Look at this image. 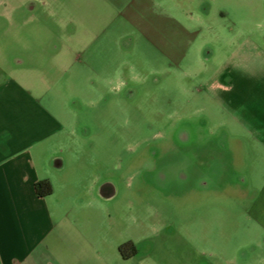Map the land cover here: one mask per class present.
Returning <instances> with one entry per match:
<instances>
[{"label":"rangeland","instance_id":"374dc122","mask_svg":"<svg viewBox=\"0 0 264 264\" xmlns=\"http://www.w3.org/2000/svg\"><path fill=\"white\" fill-rule=\"evenodd\" d=\"M0 1L35 4L0 16V48L64 126L65 166L43 165L65 240L97 241L84 264H264V139L230 118L264 101V0ZM224 61L232 113L211 87Z\"/></svg>","mask_w":264,"mask_h":264},{"label":"crops","instance_id":"0c3cea01","mask_svg":"<svg viewBox=\"0 0 264 264\" xmlns=\"http://www.w3.org/2000/svg\"><path fill=\"white\" fill-rule=\"evenodd\" d=\"M49 4L46 0L42 3L45 7ZM34 5L29 1H0V7L5 9L0 16H6L9 26L16 27V11L32 9ZM26 22L27 19L21 20V24ZM3 34L0 43L6 47L10 34ZM8 59L10 54L0 48V264H76V260L84 264L79 251L97 246V241L76 245L65 240L64 229L55 212L56 188L48 176V167L43 165L46 159L54 170L65 166V159L57 147L64 126L45 103L42 92H38V82L42 80L35 76L38 68L26 66L25 58L17 57L15 66H11ZM243 64L245 66L246 62ZM232 68L224 61L215 70L218 77L211 83L212 89L217 91L215 102L229 112L236 102L232 92L237 85L232 77L237 72ZM243 86L246 87V82ZM262 103L260 99H249L242 115L230 117L246 133L259 134L253 137L259 143L264 139V112L258 114L256 107H261ZM261 145L264 150V142ZM43 179L51 183V192L38 196L35 183ZM95 187L97 197L107 198L101 184ZM261 195H264V184L257 198ZM60 241L62 244L57 247Z\"/></svg>","mask_w":264,"mask_h":264},{"label":"trees","instance_id":"16d2710c","mask_svg":"<svg viewBox=\"0 0 264 264\" xmlns=\"http://www.w3.org/2000/svg\"><path fill=\"white\" fill-rule=\"evenodd\" d=\"M35 191L38 196H45L51 192V183L47 179L38 180L35 183ZM126 243L119 246V251L124 255Z\"/></svg>","mask_w":264,"mask_h":264},{"label":"flooded vegetation","instance_id":"af4514ba","mask_svg":"<svg viewBox=\"0 0 264 264\" xmlns=\"http://www.w3.org/2000/svg\"><path fill=\"white\" fill-rule=\"evenodd\" d=\"M100 184L103 186V189L106 192L107 197L110 196L111 192H109L107 188V182L103 181V182H100ZM126 248H129L131 250V253L129 255H125L123 259H129L130 257L134 256L137 252V248L132 243H126Z\"/></svg>","mask_w":264,"mask_h":264}]
</instances>
